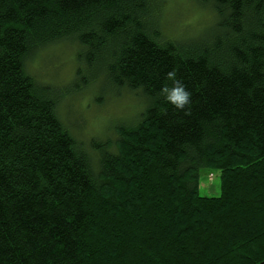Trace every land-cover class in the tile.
Segmentation results:
<instances>
[{"label": "trees", "instance_id": "16d2710c", "mask_svg": "<svg viewBox=\"0 0 264 264\" xmlns=\"http://www.w3.org/2000/svg\"><path fill=\"white\" fill-rule=\"evenodd\" d=\"M195 1L214 19L183 38L162 0H0V264H264V0ZM64 42L76 85L143 100L115 150L26 69Z\"/></svg>", "mask_w": 264, "mask_h": 264}, {"label": "rangeland", "instance_id": "374dc122", "mask_svg": "<svg viewBox=\"0 0 264 264\" xmlns=\"http://www.w3.org/2000/svg\"><path fill=\"white\" fill-rule=\"evenodd\" d=\"M164 30L174 37L188 38L212 25L210 8L195 0H162ZM78 48L60 43L38 51L27 59V71L38 81L51 85L58 97V114L79 140L91 147L92 140L113 145L119 139L121 127H131L143 112L141 97L110 87L103 90V78L96 83L76 85ZM201 195H221V174L218 171L200 172Z\"/></svg>", "mask_w": 264, "mask_h": 264}, {"label": "clouds", "instance_id": "9594fccd", "mask_svg": "<svg viewBox=\"0 0 264 264\" xmlns=\"http://www.w3.org/2000/svg\"><path fill=\"white\" fill-rule=\"evenodd\" d=\"M187 95L188 94L184 92L182 87H177L171 92L168 99L176 103L177 107H182L187 100Z\"/></svg>", "mask_w": 264, "mask_h": 264}]
</instances>
